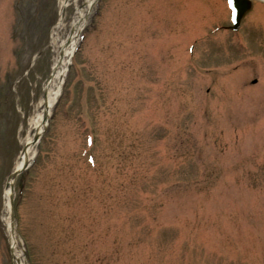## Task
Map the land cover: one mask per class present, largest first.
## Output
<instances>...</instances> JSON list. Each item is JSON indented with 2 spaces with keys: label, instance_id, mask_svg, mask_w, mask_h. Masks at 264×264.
Returning <instances> with one entry per match:
<instances>
[{
  "label": "rangeland",
  "instance_id": "rangeland-1",
  "mask_svg": "<svg viewBox=\"0 0 264 264\" xmlns=\"http://www.w3.org/2000/svg\"><path fill=\"white\" fill-rule=\"evenodd\" d=\"M61 2L0 0V264H14L2 194L53 29L68 37L84 8ZM252 3L233 32L226 0H96L37 160L36 145L13 179L26 264H264V4Z\"/></svg>",
  "mask_w": 264,
  "mask_h": 264
},
{
  "label": "bare ground",
  "instance_id": "bare-ground-1",
  "mask_svg": "<svg viewBox=\"0 0 264 264\" xmlns=\"http://www.w3.org/2000/svg\"><path fill=\"white\" fill-rule=\"evenodd\" d=\"M77 1L78 0H62L61 9L64 10L69 2L76 4ZM82 1H84V8L75 9L73 18L69 25L70 34L68 37L63 38V40L58 38V35L62 30L60 23H58L53 29L52 40L54 43H56L57 47L54 51L50 76L47 83L45 84V95L42 98L36 113L30 122L28 138L26 139V143L24 144V147L22 148V151L15 162L13 171H21L29 163L34 150V137L41 134V131L44 127L43 118L49 116L51 110L54 107V103L58 99L62 82L65 77V72L69 66V61L72 58L73 51L77 46L80 32L87 25L93 4L96 0ZM12 184L13 181L10 179L7 182L2 194L3 203L1 210V221L4 224L7 237L9 238L14 264H26L23 259L22 252L19 249L18 239L15 234V227H11L9 220V197L11 196L10 187Z\"/></svg>",
  "mask_w": 264,
  "mask_h": 264
},
{
  "label": "water",
  "instance_id": "water-1",
  "mask_svg": "<svg viewBox=\"0 0 264 264\" xmlns=\"http://www.w3.org/2000/svg\"><path fill=\"white\" fill-rule=\"evenodd\" d=\"M234 1V7L237 10V18L236 23L238 24L244 15V13L250 8L249 3L245 0H233ZM17 175V172L12 174L9 179L14 178Z\"/></svg>",
  "mask_w": 264,
  "mask_h": 264
}]
</instances>
